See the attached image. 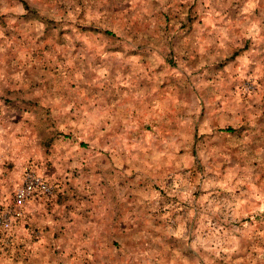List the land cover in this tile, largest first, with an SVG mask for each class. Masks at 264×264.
I'll return each mask as SVG.
<instances>
[{
    "label": "rangeland",
    "instance_id": "rangeland-1",
    "mask_svg": "<svg viewBox=\"0 0 264 264\" xmlns=\"http://www.w3.org/2000/svg\"><path fill=\"white\" fill-rule=\"evenodd\" d=\"M199 2L231 10L199 34ZM191 33L217 57L199 64ZM26 172L59 207L117 180L139 226L41 259L10 241L26 201L1 264H264V0H0L2 212Z\"/></svg>",
    "mask_w": 264,
    "mask_h": 264
},
{
    "label": "crops",
    "instance_id": "crops-1",
    "mask_svg": "<svg viewBox=\"0 0 264 264\" xmlns=\"http://www.w3.org/2000/svg\"><path fill=\"white\" fill-rule=\"evenodd\" d=\"M208 3L209 8H204L202 2H199L196 4L197 8L194 9L197 11L199 9L204 15L203 20L201 19L202 15H199V19H197V21L201 19L199 28L197 27L199 34L202 32L203 26L201 25L207 22V15H211L210 10H212V14L217 9L231 10V4L229 2H223L219 7H216L212 2ZM205 9L208 11H203ZM220 22L219 20L218 24H220ZM220 26L221 25L215 24L214 30L216 32L218 31L222 37L227 36L226 38L228 40L231 39L232 35L223 32L224 27L219 31L218 28H220ZM193 36H195L193 33L186 35V39L189 42L190 40L192 42L193 40L199 42V64L203 62L205 57L207 60H213L217 57V52L212 54L213 50L207 49V46H205L208 39H205L203 36H199L201 39ZM216 40L221 41L220 38H213L211 42ZM101 100H104V96ZM107 114L111 113L108 112ZM111 116L115 121L120 120V118H117L116 114H111ZM107 148V150H110L109 153L113 152L111 151L112 147ZM91 150L97 152L93 148H91ZM105 160L107 163H110V159L107 156H105ZM75 182L76 183L72 184L75 187L73 190L70 187L66 190L67 200L63 202L60 207L56 202L55 195L51 197L41 196L35 200L33 197L28 199L24 217L12 230L13 236L11 235V244L18 242V245H22V243H25L27 248L30 247L33 251L35 250L33 254H36V251L42 250L38 256L42 259L44 258V251L51 249L49 248L50 246L70 249L74 247L75 243L106 240V236L109 233L118 231L120 235L129 234L133 232L134 228L139 226L140 201L138 195H133V190H131L132 195H125L123 190L118 188L119 181L114 179H107L104 181L93 179L83 184L78 181ZM98 184L101 186L104 185L105 187L103 186L102 189L95 188ZM85 186H87V189ZM8 204L10 203H7V205ZM2 210L3 209H0V213H2ZM24 233L26 235H23ZM17 235L19 238H17ZM2 242L3 239L0 238V243ZM26 253L28 254V252ZM4 256H2L3 258L1 257L2 263L10 264L6 260L9 256ZM13 257L18 258V254L16 253V256ZM26 257H28V255H26ZM28 259L31 258L28 257Z\"/></svg>",
    "mask_w": 264,
    "mask_h": 264
},
{
    "label": "built area",
    "instance_id": "built-area-1",
    "mask_svg": "<svg viewBox=\"0 0 264 264\" xmlns=\"http://www.w3.org/2000/svg\"><path fill=\"white\" fill-rule=\"evenodd\" d=\"M37 193L51 195L53 186L34 173L26 172L22 184L14 193L15 204L1 213L0 226L6 230L10 229L13 222L22 217V204Z\"/></svg>",
    "mask_w": 264,
    "mask_h": 264
}]
</instances>
